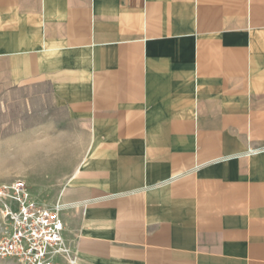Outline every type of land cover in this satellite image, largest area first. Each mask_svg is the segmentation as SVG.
Returning a JSON list of instances; mask_svg holds the SVG:
<instances>
[{"label": "crops", "instance_id": "crops-1", "mask_svg": "<svg viewBox=\"0 0 264 264\" xmlns=\"http://www.w3.org/2000/svg\"><path fill=\"white\" fill-rule=\"evenodd\" d=\"M20 106L77 264H264V0H0Z\"/></svg>", "mask_w": 264, "mask_h": 264}, {"label": "built area", "instance_id": "built-area-1", "mask_svg": "<svg viewBox=\"0 0 264 264\" xmlns=\"http://www.w3.org/2000/svg\"><path fill=\"white\" fill-rule=\"evenodd\" d=\"M64 206L40 205L27 183L0 185V262L13 264H77L66 241Z\"/></svg>", "mask_w": 264, "mask_h": 264}, {"label": "rangeland", "instance_id": "rangeland-1", "mask_svg": "<svg viewBox=\"0 0 264 264\" xmlns=\"http://www.w3.org/2000/svg\"><path fill=\"white\" fill-rule=\"evenodd\" d=\"M30 124L31 121L26 117V113L21 106L16 107L11 112H0V141L3 140L0 142V185L22 179L23 177L17 174L16 170H20L22 165H29L34 161L29 154L31 148L30 143H27V147L25 148L28 153L21 156L19 153L17 155L15 154V149L19 150L21 144L12 141L16 132L21 129H28ZM6 140H9V143H5ZM27 155L29 156L26 157ZM41 196H47V192H44V195ZM1 222L0 218V226ZM0 264L13 263L11 261H4L0 262Z\"/></svg>", "mask_w": 264, "mask_h": 264}]
</instances>
